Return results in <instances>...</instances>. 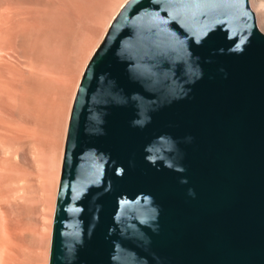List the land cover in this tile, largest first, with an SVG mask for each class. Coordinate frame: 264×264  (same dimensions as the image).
Wrapping results in <instances>:
<instances>
[{"label": "water", "instance_id": "water-1", "mask_svg": "<svg viewBox=\"0 0 264 264\" xmlns=\"http://www.w3.org/2000/svg\"><path fill=\"white\" fill-rule=\"evenodd\" d=\"M49 264H264L249 0L122 5L73 101Z\"/></svg>", "mask_w": 264, "mask_h": 264}, {"label": "bare ground", "instance_id": "bare-ground-1", "mask_svg": "<svg viewBox=\"0 0 264 264\" xmlns=\"http://www.w3.org/2000/svg\"><path fill=\"white\" fill-rule=\"evenodd\" d=\"M109 1L0 0V62L7 61L25 66L28 64V67L30 65L29 69L27 66L25 67L27 70L17 68L18 70L15 72L18 76L17 80H15L16 78L13 80V77L8 79L7 76L4 80H0L5 86L10 87L8 88L10 95L14 96L12 104L10 100L0 98V105L5 110V107L8 108L10 118L8 119L10 123L7 122L9 124H6V121L4 124L0 123V130L10 146L24 145L25 134L29 132L30 143H36V130L34 127L24 124L25 116L29 111L35 117L36 124H40L42 120L47 122L46 126L52 132L49 151L58 155H54V159L58 157L55 161L59 163L61 143L58 134L61 123L63 124L59 110L61 107L65 109L68 99L67 91L70 90V76L74 71L75 64L81 58V51L86 47H92L101 36L100 31L102 27H105L102 24L106 25L107 22L103 21L104 17L108 20L106 11ZM112 1H110V6L114 3ZM249 1L253 6L251 8L255 13L258 27L263 31L264 1ZM115 7H117V3ZM112 11L109 9V12ZM40 64L51 66L50 68L53 70L61 68L60 65H63L62 69L64 68V71L61 72L64 74L63 79H59L61 83L58 82L54 87L52 86L49 94L46 93L45 97L40 95L37 85L42 78L38 75V65ZM14 74L12 73V75ZM48 76L49 79H54L53 72H50ZM13 89L14 91H12ZM12 92L22 95L15 98L17 96L14 93L12 95ZM13 98L17 101L15 102ZM37 144H35L36 150H38ZM25 152L23 150L20 152V160L33 166L27 155V150ZM8 154L10 153L8 152ZM0 166V264H21L23 261H28L30 264H45L48 248L46 230L49 226L48 219L53 212L57 178L53 174L49 175V179H44L40 184L41 188L46 191H44L45 197L43 194L46 228L41 225L46 230H41L40 224L43 222L40 223V217L36 213L33 216L34 227L21 216L24 205L28 204L33 197L36 198L35 196L30 198L26 194L27 189L31 186L27 183L28 176H38L41 171L35 170V172L30 169L28 171L19 162L10 159ZM47 172L50 173V171ZM30 238L34 247L28 244Z\"/></svg>", "mask_w": 264, "mask_h": 264}, {"label": "rangeland", "instance_id": "rangeland-1", "mask_svg": "<svg viewBox=\"0 0 264 264\" xmlns=\"http://www.w3.org/2000/svg\"><path fill=\"white\" fill-rule=\"evenodd\" d=\"M110 1H112V0H110ZM110 1H109V4H108L107 11H106V16H107V19L109 20V22H108V20H106V17H104V20L103 21H105V22L107 21V22H106V25L102 24L105 27H102V25H101V27H102V30L100 31V35L101 36H99L100 39L98 38V40L96 42L97 44L95 43V44H93L92 47H86L83 51H81V58L75 64L74 71L72 72V74L70 76V86H69L70 87V90L67 91V93H68L67 94L68 99L66 100L67 105L65 103V109H63V107H61L60 110H59V113H60L61 117L63 118L62 119L63 120V124L61 123V129L59 130L60 132L58 134V138H59L60 143H61V148H60V151H59L60 152L59 153L60 156H59V160H58L59 163L57 161H55V160L58 159V157H57V159H56V157L54 159V155L55 156H58V155H56V153L55 154H52L49 151V141L51 139L50 135L52 134V132L46 126L47 125V122L42 120V122H40V124L39 123L36 124L35 117L29 111L27 112V115L25 116L26 118L24 119V124L25 125H28L29 127H34V130H36V137L35 138L37 139V141H36L35 144L38 143L37 144L38 147H36L38 150L35 149V146L36 145L34 143H30V141H29L30 138H31L30 132L27 133V134H25V138H26V141L27 142L24 141L25 142L24 145L18 144L19 147H18V145L12 147V146H10L8 144L6 138L2 135L1 130H0V165L4 164L8 159H10L11 161L14 160V162H19L28 171H30V170H34V171L35 170L36 171L39 170V171H41V174L38 175V176H36V175L34 177L28 176L29 180H27V183H29L31 186L28 188L29 190L27 189L26 194L30 198H31V196H35L38 199H36L34 197H33L34 199L33 198L30 199L29 202H28V204H25L24 205L23 211L21 213V216H23V218L25 220H27L30 224H32L31 225L32 227H34V223H35L34 220H33V216H34V213H36L38 215V217H40L39 218L41 220L40 223L43 222L42 224H40L41 230H43L44 228H46L45 227L46 224L44 222V221H46L45 220L46 219V217H45V210H44L45 203L43 202L44 201V197H45V194H44V191L45 190H43V188H41V185L40 184H42V182L44 181V179H49V175L52 176V174H53V176H55L57 178L56 179V186H55L57 188H55V191H54V200L55 201H54V206H53V212H52V215L48 219V224H49V226L47 227L48 230L44 229V230L47 231L46 234H47V237H48V241H47L48 248H47V255H46L45 264L46 263L49 264V259H50L51 237H52V231H53V222H54L55 206H56V200H57V193H58L59 181H60V177H61L62 162H63V155H64V150H65V142H66V136H67L68 123H69V118H70V113H71L73 101H74V98H75V95H76V92H77V89H78V85L80 83L81 77L83 75V72L85 70V67H86L88 61L90 60L91 56L93 55L96 47L103 40V38H104V36H105V34H106L109 26H110L111 21L113 20V18L115 17V15L119 12L120 8L122 7V5L127 0H120L119 2H118V0H116V1L113 0L112 2H114L115 4L111 2L112 3L111 6H110ZM262 1H264V0H262ZM116 3H117V7L114 8V6H116ZM251 6H252V4H251ZM109 9H110V11H111V9L113 11L112 12H109ZM94 45H96V46H94ZM87 53H89V54H87ZM88 55H90V56H88ZM82 61H83V63H82ZM26 66L29 69L30 65L28 67V64H26ZM26 66L24 64L18 65V64H15V63L7 62V61L6 62H3V61L0 62V80H2V79L4 80V78L6 76H7L8 79H11L13 77L12 78L13 80L15 78H16L15 80H17L18 79V76H16V73H15L16 70H18L17 68L19 67L20 69L22 68V69L27 70V68H25ZM60 66H61V68H57V69L53 70L52 68H50L51 66L49 67L47 65H42V64L38 65V72H39L38 75L41 76L42 78L40 79V82L37 83V85L39 86L40 95L42 97L47 96L46 93L49 94V91L52 89V86L54 87V85H56V83H58V82L61 83L59 81V79L60 80L63 79L64 74L61 73V72L64 71L63 70L64 68L62 69L63 65H60ZM13 68L15 69V71H14ZM50 72H53L54 79H49V76L48 75L50 74ZM12 73L13 74L15 73L14 74L15 77H14V75H12ZM46 76H47L48 79L46 78ZM8 88H10V87H8V85L5 86V84L0 81V98L6 99L7 101L10 100V102L12 104L14 102L12 100V97H14V96L11 97V95H10V89H8ZM6 91H7V93H5ZM12 91H14V89ZM13 93L14 92H12L11 94L12 95L15 94V96H17L15 98H19V96L22 95V94L19 95V94H16V93L13 94ZM15 98H13V99L15 100ZM16 101L17 100H15V102ZM5 108H6V110L4 109V107H1V105H0V109H1L0 110V123L1 124H4L5 121H6V124H9L10 123L9 120H8V119H10L9 118L8 108L7 107H5ZM1 111H2V114H1ZM7 122H9V123H7ZM30 125H32V126H30ZM22 150H23V152H25V150H27V153H28L27 155H28L29 160H30V162L32 163L33 166H29L28 164H25L23 161L20 160L21 159L20 152ZM8 152L10 154H8ZM5 154L6 155L8 154V155L6 156ZM37 159H38V161H37ZM47 171H50V173L47 172ZM44 173H46L47 175L46 174L44 175ZM42 175H43V177H42ZM43 194H44V197H43ZM42 198H43V200H42ZM43 203H44V205H43ZM41 225L44 226V228ZM28 244L31 247H34L35 246L31 238L29 239ZM22 263L23 264H30L28 261H23Z\"/></svg>", "mask_w": 264, "mask_h": 264}]
</instances>
